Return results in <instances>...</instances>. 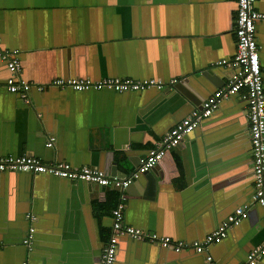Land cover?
<instances>
[{
    "label": "crops",
    "instance_id": "crops-1",
    "mask_svg": "<svg viewBox=\"0 0 264 264\" xmlns=\"http://www.w3.org/2000/svg\"><path fill=\"white\" fill-rule=\"evenodd\" d=\"M236 9V0H0L2 47L20 53L23 78L31 83L177 79L174 86L183 89L121 94L48 87L33 89L29 104L2 90L0 156L28 154L119 176L113 172L117 164L131 174L195 109L192 100L203 103L233 76L232 69L217 63L236 54ZM256 9L264 15V0L257 1ZM257 34L264 80V19L257 23ZM8 74L0 62V82ZM247 112L240 96L225 100L211 118L217 122L211 130L194 133L155 167L148 176L153 192L144 178V185L137 183L140 190L130 189L126 223L174 240H198L246 205L254 188ZM51 137L56 141L48 148ZM53 189L47 184L43 192L50 195ZM115 192L91 193L92 218L83 208V189L58 194L59 200L49 206L59 217V226L53 227L61 237V251L45 264H99L119 200ZM19 198L14 178L0 181V264H29L20 229L10 226L18 219L9 208ZM263 242L264 211L255 207L222 244L211 247V262L208 255L193 251L177 255L119 239L115 264H236Z\"/></svg>",
    "mask_w": 264,
    "mask_h": 264
},
{
    "label": "built area",
    "instance_id": "built-area-1",
    "mask_svg": "<svg viewBox=\"0 0 264 264\" xmlns=\"http://www.w3.org/2000/svg\"><path fill=\"white\" fill-rule=\"evenodd\" d=\"M237 9L234 18V37L236 54L230 60L217 63V66H225L234 71L229 82L219 88L206 99L201 108H195L188 116L172 127L170 132L151 148L141 165L131 174L120 177L109 174L90 166H73L62 161L44 162L37 157L28 154L20 156H0V173H48L58 178L72 182L85 181L102 187L120 188V197L112 210L111 235L103 247L99 264H115L117 261L118 241L127 236L140 242L150 243L161 248L174 249L177 252L194 251L196 254H204L215 244L224 241L230 229L239 226L248 216V211L255 204L264 207V80L258 42L257 23L264 19V15L256 9L258 0H236ZM0 60L7 63L11 76L0 82V91L4 90L18 96L25 103L31 102L33 89L44 91L48 87L58 89H71L77 92L109 90L116 93L143 92L150 89L163 91L177 84V79L168 83L156 80H135L132 78L108 77L100 80H83L77 78H56L48 85H37L23 78V68L20 53L13 49L2 47L0 35ZM238 95L247 102V117L250 130L251 156L254 174V193L251 204L237 208L219 227L208 234L203 242H187L174 240L170 237L160 236L157 233L143 231L130 226L125 221L127 197L124 192L134 179L141 173H146L159 165L172 150L177 148L185 137L211 118L220 108L221 104ZM56 141L51 137L47 142L48 148H53ZM29 221V229L23 240V245L30 254L33 250L36 217L32 213L26 215ZM211 262L212 257L207 256ZM264 259V242L252 249L246 260L239 264H259ZM24 264H28L25 261Z\"/></svg>",
    "mask_w": 264,
    "mask_h": 264
},
{
    "label": "water",
    "instance_id": "water-1",
    "mask_svg": "<svg viewBox=\"0 0 264 264\" xmlns=\"http://www.w3.org/2000/svg\"><path fill=\"white\" fill-rule=\"evenodd\" d=\"M0 62L3 63V65L5 66L6 69H8L7 63H5L1 60H0ZM8 73L9 74H8L7 78H9L11 76L9 69H8ZM174 87H175V89H177L180 92L183 91V89L178 85H176ZM169 89H167V90H169ZM218 89L219 88H216L211 93L207 94L205 97V100L208 99L212 94H214ZM167 90H165L164 93H166ZM235 96H238V95H234V96H232V98H234ZM187 97L192 98L191 95H187ZM157 102H158V99L155 101V104ZM192 102L195 104V106H196L195 108H201L202 100H200V101H195V100L193 101L192 100ZM245 104L247 105V102H245ZM211 118H213V116ZM211 118L206 120L204 123H202V125H200L194 131L189 133L185 137V139L182 141V143L186 142L194 133H196L198 131H205L207 129L211 130L212 127L217 124L216 121H211L212 120ZM244 120L247 122L246 116H244ZM249 150L251 151L250 141H249ZM154 169L155 168L151 169L150 171H148L146 173L139 174L138 177L133 180L131 185L127 189L124 190L126 197H129L130 189L133 188L134 186H136V188H138L140 190L139 186H137V183L138 184L140 183V185H144L145 182H143V180H141L143 178L149 179V181H150L149 184L151 183V186L153 188L152 192H153L154 182H152L148 176H151V175H153V173H155ZM113 172H114V174H118L121 177L127 176V174L124 171L119 170L117 164H116ZM9 177L14 178L18 183V187H20V198H19L20 202L16 203V207L14 206L15 205L14 204L9 209H10V213L17 212V215L15 217L18 220H16L14 223H11L10 226H12V227L16 226L17 229H20V233H21L20 239L22 242L26 236V233H27V231L29 229V225H30L29 221L27 220L26 215L28 213H32L35 215V217L37 219L36 222H34L32 224V226L35 228V233H34L33 250L29 255V264H45L44 260H46V258L49 259L51 256H53L54 253L60 254L61 245L58 243V241L61 239V237L57 234V230L53 227L54 225L56 227L59 226V217H58L56 211L52 210L54 207L49 206L50 203H52V202L54 203V202L59 200L58 194L60 192L64 193L66 191V193H67V191H69L71 189V187L73 189H75L76 187L79 190L83 189L84 193H85V201L87 203V204L83 205V208L84 209L87 208V211H89V217L92 218L91 202H90L91 193H94V192L99 191V190H101V191L115 190L117 192L121 191L120 188L102 187V186H98V185H93V184L85 182V181L72 182L70 180L58 178V177L51 175V174H48V173H42V174H36V175L31 174V173H15V172L0 173V181H3V179L9 178ZM252 182L254 183V174L252 175L251 183ZM47 184L50 185L51 187H54V189L50 195L45 194V192H43V190ZM4 187L5 186H2L3 190L5 189ZM56 188H61L62 190L59 191V193H58ZM253 193H254V188H253ZM251 202H252V197L247 201V204H251ZM239 207H237V208H239ZM255 207L261 208L264 211V207H262L258 204H255L248 211V216L244 221L249 219L250 213H251L252 209ZM228 217L226 215L224 222L227 221ZM60 220H62V219L60 218ZM242 223L239 226H241ZM217 228L218 227H216L212 232H214ZM207 235H205L204 237H202L198 240H186V241L187 242H194V241L203 242ZM120 239H128V240L132 241L133 243H138V244L142 243L143 245H148L150 247H154L157 251H159V249L161 248L159 246L158 247L154 246L153 244H150V243L140 242V241L134 240V239L129 238L127 236L121 237ZM47 240H51L53 243L50 244V243H48ZM224 241H222L221 243L212 245L211 247L216 246V245H220ZM105 244L106 243H103V245L100 248V253H99L100 256L102 254V250H103V247ZM211 247L203 255H206V256L209 255ZM254 248H252V249H254ZM162 249L164 251H172L177 255H182V253L190 252V251L177 252L174 249H169V248H161V250ZM249 252L244 256V259L242 261L246 260ZM199 255H202V254H199ZM98 257H97V262L99 261ZM117 260H118V258H117ZM263 262H264V259H262V261H260L259 264H261ZM236 264H239V263H236Z\"/></svg>",
    "mask_w": 264,
    "mask_h": 264
},
{
    "label": "trees",
    "instance_id": "trees-1",
    "mask_svg": "<svg viewBox=\"0 0 264 264\" xmlns=\"http://www.w3.org/2000/svg\"><path fill=\"white\" fill-rule=\"evenodd\" d=\"M114 197H115V199L119 198V193L118 192H115L114 193Z\"/></svg>",
    "mask_w": 264,
    "mask_h": 264
}]
</instances>
